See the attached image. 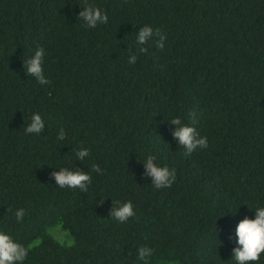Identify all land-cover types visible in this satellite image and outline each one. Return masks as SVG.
I'll return each mask as SVG.
<instances>
[{"label": "trees", "instance_id": "16d2710c", "mask_svg": "<svg viewBox=\"0 0 264 264\" xmlns=\"http://www.w3.org/2000/svg\"><path fill=\"white\" fill-rule=\"evenodd\" d=\"M86 5L107 22L89 28ZM145 25L162 49L159 35L136 44ZM38 48L47 85L24 67ZM33 113L40 134L25 131ZM176 118L208 147L185 154ZM147 156L175 169L170 187L151 185ZM61 167L87 172V190L55 185ZM129 201L119 223L112 207ZM260 205L264 0H0V231L28 248L24 264H143L140 247L148 264H233L236 225Z\"/></svg>", "mask_w": 264, "mask_h": 264}, {"label": "clouds", "instance_id": "9594fccd", "mask_svg": "<svg viewBox=\"0 0 264 264\" xmlns=\"http://www.w3.org/2000/svg\"><path fill=\"white\" fill-rule=\"evenodd\" d=\"M79 16L89 28H95L97 24L106 23L108 16L103 13L100 8L86 5L80 11ZM154 35H159L157 46L163 48L166 37L159 33V30L154 32L150 25H145L138 31L136 35V44L145 45ZM139 52L146 51V48L139 47ZM45 50L38 48L33 55L27 60V74L36 78L41 85H47L49 80L44 72ZM137 56L134 54L129 57V63H135ZM174 125L172 137L177 141L178 145L182 146L185 154H191L197 148H207V137L200 136L196 129L192 126L183 124L179 118L173 119L171 122ZM45 128V122L39 113H33L30 123L26 127V133L40 134ZM65 132L60 130L57 139L64 140ZM89 156V150L81 148L76 152L78 160H84ZM144 174L151 181V185L156 189L170 187L176 179L175 169H170L168 166H161L156 163L155 157L147 156L142 163ZM56 169V168H53ZM94 170L99 172L98 166H94ZM51 178L54 179L55 185L60 188L65 186L69 188H79L81 191H86L88 184L91 182V177L87 172L82 170H71L67 167H61L51 173ZM110 215L119 223H125L130 217L135 215L133 204L124 202L119 206L112 207ZM24 217V210L17 209L15 218L17 221ZM138 260L143 264H148V259L153 255V250L148 247H140L137 250ZM264 254V205L256 206L254 209V217L245 216L235 228V246L232 248L233 264H258L261 255ZM28 255V248L19 243L14 237L5 231H0V264H24Z\"/></svg>", "mask_w": 264, "mask_h": 264}, {"label": "rangeland", "instance_id": "374dc122", "mask_svg": "<svg viewBox=\"0 0 264 264\" xmlns=\"http://www.w3.org/2000/svg\"><path fill=\"white\" fill-rule=\"evenodd\" d=\"M49 234L56 241H58L60 244H63L65 246H69L72 243V240L69 238V236L66 233L62 232L59 227L51 229Z\"/></svg>", "mask_w": 264, "mask_h": 264}]
</instances>
